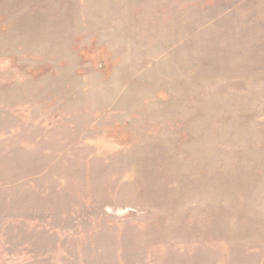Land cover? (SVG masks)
<instances>
[{"label":"rangeland","instance_id":"rangeland-1","mask_svg":"<svg viewBox=\"0 0 264 264\" xmlns=\"http://www.w3.org/2000/svg\"><path fill=\"white\" fill-rule=\"evenodd\" d=\"M0 264H264V0H0Z\"/></svg>","mask_w":264,"mask_h":264}]
</instances>
